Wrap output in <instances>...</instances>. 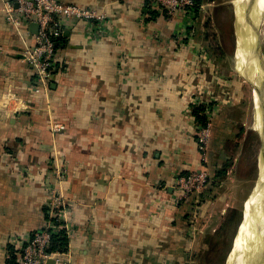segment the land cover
Masks as SVG:
<instances>
[{"label": "crops", "instance_id": "crops-1", "mask_svg": "<svg viewBox=\"0 0 264 264\" xmlns=\"http://www.w3.org/2000/svg\"><path fill=\"white\" fill-rule=\"evenodd\" d=\"M61 1L96 7L106 20L101 32L84 20L65 22L56 75L38 92L35 69L22 59L25 43L0 0V264H21L22 245L55 222L57 151L67 169L71 226L63 260L201 264L217 237L200 231L216 235L213 219L235 210L224 194L243 182V130L234 133L232 114L243 82L206 38L218 34L206 21L213 24V14L235 0H197L202 9L174 15L151 0ZM24 30L33 44L38 25ZM213 102L221 104L208 165L213 184L199 204L179 201L177 178L201 167L193 106L205 105L206 114ZM56 121L66 126L58 134ZM240 126L246 136L249 125Z\"/></svg>", "mask_w": 264, "mask_h": 264}, {"label": "built area", "instance_id": "built-area-1", "mask_svg": "<svg viewBox=\"0 0 264 264\" xmlns=\"http://www.w3.org/2000/svg\"><path fill=\"white\" fill-rule=\"evenodd\" d=\"M3 12L7 21L14 26L17 33L25 43L22 51V59L31 64L36 72V91H48L50 82L55 77L57 48L56 41L64 32L66 21L84 20L90 23L92 28L101 32L106 20V13L96 7H84L76 3H65L61 0H2ZM160 4L167 13L174 15L178 12L191 11L204 5L197 0H151ZM30 22L38 25L33 44L25 39L24 27ZM207 108V123L200 125L199 150L201 167L188 174L179 175L176 181L179 201H193L199 204L202 193L211 180V172L208 165L211 160V144L213 141V117L219 109L220 103H210ZM66 126L60 122L51 124L54 134L61 133ZM55 152V187L52 191L51 204L54 208L55 222H51L47 229L35 232L22 245L21 264H46L48 260L54 259L56 264H71L70 259L63 260L62 256L69 251L50 252L48 248L52 237L60 229H65L70 235L71 226L68 220V200L64 190V182L67 178V169L60 156ZM194 208V220L197 221L198 213Z\"/></svg>", "mask_w": 264, "mask_h": 264}, {"label": "rangeland", "instance_id": "rangeland-1", "mask_svg": "<svg viewBox=\"0 0 264 264\" xmlns=\"http://www.w3.org/2000/svg\"><path fill=\"white\" fill-rule=\"evenodd\" d=\"M254 5L250 10H252ZM246 8V7H245ZM239 7L237 4H224L220 7V10L216 12L215 19L213 22V26L211 27L215 31L218 32V38L220 39L221 44L223 45V48L226 52V57H220L222 59L221 62L225 60V63H222L223 68H225L228 71L234 73L235 76L238 78L240 77V80L243 82L242 86V93H243V99L242 104L240 106H237L233 108L232 114L234 116V119L237 117L238 122L235 119V132L239 133L241 130L242 134L239 136V138L242 140L244 138L243 143V160L239 166V172H238V178L243 180L242 183H240V186L237 187V192L234 191V186H232L233 189H230L229 192L224 194V198L227 201V203H230L234 205L235 210L232 211L228 210L224 214V216L217 217L216 219H213L212 226H216V229H212V233H216L218 231L219 236L215 240L212 241L211 245V251L207 254V258L201 260V264H226L227 256L231 250V247H233L232 244H234L238 233L241 231L238 230L240 222L244 221L245 218V206L248 201H250L255 192V186H257L258 182L257 174H260V170H258V164L259 160L258 157H260V152L262 148L261 143V136L260 132L258 130H254L251 127H254V120L257 114L256 111V104H255V98L257 92V86H255L254 81L251 80V78L255 80L260 81L264 79L263 76H253L249 77L247 76L243 71L238 67V47H239V30H240V20L238 21L239 16ZM254 18V17H253ZM252 18V19H253ZM261 18V19H260ZM259 22L256 20V23H260V44H261V52L264 56V13L261 14ZM246 19V10H243V21L242 24L247 26L250 22ZM255 20V19H254ZM243 28V26H242ZM252 28V27H249ZM251 30V29H250ZM256 30L254 31V33ZM216 33V32H215ZM257 34V32H256ZM255 38H252V41ZM257 40V39H255ZM255 47V46H254ZM252 50V49H251ZM256 61L257 60V54L256 51H254ZM224 59V60H223ZM252 62V61H251ZM253 63V62H252ZM255 66V63H254ZM236 93L237 91L234 90ZM240 92V90H239ZM244 121H246V124L249 125V132L246 136H244V127L241 128ZM241 123V124H240ZM237 131V132H236ZM230 146V145H229ZM212 149V144H211ZM210 149V153L212 152ZM217 158H219V155L217 153ZM211 160L212 159V153H211ZM210 160V162H211ZM259 177V176H258ZM212 178V175H211ZM212 180V179H211ZM210 180V182H211ZM258 180V179H257ZM240 181V180H239ZM243 225V224H241ZM210 226V223H209ZM200 233H203L204 237L208 235L206 232L200 231ZM234 241V242H233ZM259 245V244H257ZM253 255L256 254V251H252ZM229 258V257H228Z\"/></svg>", "mask_w": 264, "mask_h": 264}, {"label": "bare ground", "instance_id": "bare-ground-1", "mask_svg": "<svg viewBox=\"0 0 264 264\" xmlns=\"http://www.w3.org/2000/svg\"><path fill=\"white\" fill-rule=\"evenodd\" d=\"M248 0H235V4L239 7L240 30H239V47H238V67L247 76H263L264 63L260 62V57L256 55L255 47L257 45L258 35L255 31L256 20L259 22L260 16L264 13V0H254V7L248 10L246 7ZM246 10V19L250 22L247 26L242 24L243 10ZM254 17V18H253ZM253 18V19H252ZM260 18V19H259ZM255 19V20H254ZM246 20V21H247ZM243 26V28H242ZM256 26L260 28V23ZM252 27V28H249ZM251 29V30H250ZM252 38H255L252 41ZM255 46V47H254ZM252 49V50H251ZM264 60V56H263ZM253 63H252V62ZM255 63V66H254ZM257 92L260 91L262 80H255ZM256 117L254 120V128L260 133L263 132V111L260 107V93L256 94ZM262 150V149H261ZM264 153L261 152V165L260 168V183L256 186L253 198L247 202L245 206V219L242 222L238 236L231 248L226 264H264ZM260 160V159H259ZM259 176V175H258ZM262 179V180H261ZM259 244V245H257ZM255 250L256 254L253 255L252 251Z\"/></svg>", "mask_w": 264, "mask_h": 264}, {"label": "trees", "instance_id": "trees-1", "mask_svg": "<svg viewBox=\"0 0 264 264\" xmlns=\"http://www.w3.org/2000/svg\"><path fill=\"white\" fill-rule=\"evenodd\" d=\"M198 2H199V0H198ZM206 26H207V28L212 29L211 27L213 26V24H212V22L210 20H208V21H206ZM208 33H209L208 37H206V38H208L210 40L212 50H214L215 53L218 56H220V57L226 56V52H225V50L223 48V45L220 42V39L218 38L217 33H215V32L214 33L213 32H208ZM60 69L62 70L63 66H60ZM193 108H194V113H195V115L197 117V120L200 123V125H205L207 123V115L205 113H202V111L205 110L206 106L205 105H202V106L201 105H196V106H193ZM230 164H231V161L228 160L227 164L225 165V167H228ZM225 173H226L225 172V168L224 169H220L215 174V176L220 177V176H222V174L225 175ZM209 184L212 185L213 182H210ZM218 231L216 232V235H207L208 240H210L213 237L219 236ZM69 241L70 240H69V238H68V236L66 234L65 229H60L57 233H55L53 235L51 244H50V246L48 248V251H50V252H60V253L66 252L68 250ZM207 244L209 245V250L202 256V259L200 258L201 260H203L204 258L206 259L207 258V254L209 253V251H211V245L212 244H210L209 242Z\"/></svg>", "mask_w": 264, "mask_h": 264}, {"label": "water", "instance_id": "water-1", "mask_svg": "<svg viewBox=\"0 0 264 264\" xmlns=\"http://www.w3.org/2000/svg\"><path fill=\"white\" fill-rule=\"evenodd\" d=\"M253 5H254V0H248V2L246 4V8L250 11V9L252 8ZM257 24L258 23H256L254 25L255 26V30L257 32V35H258L257 45L255 47V51H256V54L260 57V62L264 63L263 55H262V52H261L260 38H259L260 28H258V26H256ZM259 86H260V91L258 92V94L260 93V107H261V111H263V116H264V79L262 80V83ZM260 134H261V140H262V148H261L262 150H261V152L264 153V121H263V132H261ZM257 182H258V184L260 183V174H259ZM254 190L256 191V188ZM241 224H242V222H241ZM241 224L239 225L238 230H240ZM46 264H56V261L54 259H50V260L47 261Z\"/></svg>", "mask_w": 264, "mask_h": 264}]
</instances>
